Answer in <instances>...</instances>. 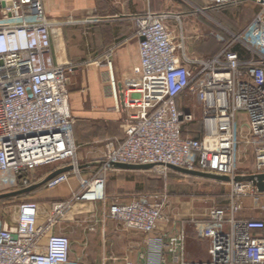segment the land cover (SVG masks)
Segmentation results:
<instances>
[{
	"label": "built area",
	"instance_id": "built-area-1",
	"mask_svg": "<svg viewBox=\"0 0 264 264\" xmlns=\"http://www.w3.org/2000/svg\"><path fill=\"white\" fill-rule=\"evenodd\" d=\"M253 1L262 9L243 34H250L264 50V0ZM212 2L218 6L237 0ZM132 19L140 40L139 64L119 81L111 77L113 65L106 61L115 107L121 111L123 104L130 111L125 138L97 161L91 179L84 180L74 137L77 119L67 87L75 66L56 62L52 43L57 26L98 24L104 19L56 23L47 15L43 0H0V188H28L36 171L49 166L73 169L47 182V189L57 188L71 175L81 181L79 192L53 203L46 214L37 202L23 201L15 225L0 217V264H69L71 239L56 229L74 204L108 202L107 177L118 164L152 165L148 172L165 179L173 171L171 166L227 177L225 184L230 187L227 208L213 207L205 219H190L208 255L200 263L191 262L184 251L186 226L178 237L155 235L165 220L166 193L141 194L129 203L111 204L105 219L146 236L144 261L120 264H264V221L238 217L244 199L264 197L260 179L264 176V56L242 59L234 50L242 35L234 36L216 56L190 55L186 37L178 38L166 26L180 16L147 12ZM209 35L227 42L218 32ZM188 94L202 111L200 138L185 134V126L197 121L193 112L179 105ZM240 112L249 120L244 140L254 148V171L237 167Z\"/></svg>",
	"mask_w": 264,
	"mask_h": 264
},
{
	"label": "crops",
	"instance_id": "crops-1",
	"mask_svg": "<svg viewBox=\"0 0 264 264\" xmlns=\"http://www.w3.org/2000/svg\"><path fill=\"white\" fill-rule=\"evenodd\" d=\"M43 5L47 15L56 23L66 20L79 21L88 17L104 19L102 24L57 26L54 28L52 43V55L55 61L72 63L75 66V72L69 77L67 87L70 107L77 119L74 137L78 148L77 157L81 176L84 180L91 179L97 169V161L109 149L117 148L118 141L125 138L124 124L130 111L126 110L123 104H121V111L115 107L116 103L111 91L106 61L112 62L113 70L119 81H123L124 77L129 76L133 68L139 64L140 40L135 34V25L132 19L134 16L147 12H165L178 15L181 17L179 21L168 20L166 26L178 38L181 34L186 37L187 52L195 56L218 55L221 52V45L216 40H208L201 35H196L194 29L191 31L187 26L184 28L183 22L188 25L189 17H195L193 12L184 11L185 8H190L195 10L194 12L208 15L209 18L213 16L211 19L214 20L216 27L210 28L219 30L217 32L222 35L224 32L231 40L234 36L242 35V42L235 44L242 59H259L260 55L264 56V50L255 45L253 37L248 33L243 34L262 9L253 0H237V3L218 6L213 4L212 0H176L175 3L172 0H163L161 7H159L158 0H43ZM228 12L232 16L224 19L223 15ZM221 15L222 17H220ZM197 26H200V23ZM196 30L198 33L199 27ZM181 99L184 102L179 103L180 107L193 112L197 120L200 121L202 111L194 101V97L188 94L182 96ZM192 100L194 101L193 105ZM249 131L248 117L244 112H240L237 117V167L254 171L257 166L254 148L247 145L244 140V136L249 134ZM249 160L252 161L249 167H244ZM62 168L65 167L56 166L41 173L39 172L41 168L38 169L33 185L42 182L50 174ZM147 172L118 168L110 173L107 177L106 186L109 206L117 202L129 203L141 194H152L142 191L140 178L142 174ZM172 172L181 174L176 171ZM220 183L226 185L224 182ZM80 190V179L71 175L67 182L55 189L48 190L43 186L31 193L22 195V197H26L24 201L37 202L41 207V213L46 214L53 203L70 200ZM248 199L251 198H246L243 202ZM251 200L254 202V210L257 213L245 215L242 207V211L238 215L239 219L264 221V209H262L264 208V197L259 200ZM104 206L106 205L104 204ZM227 206L226 204L220 207L227 208ZM93 207L94 214L92 217L95 218L99 214V207L103 208V205L96 203L93 204ZM209 210L198 219H205ZM105 212L106 210L103 211L104 218ZM169 213H171L172 219L168 218L169 221H166L165 215V220L160 222L155 235L161 234L167 239L178 237L184 232V226H186L184 251L188 253L189 260L193 263L206 261L208 255L205 245L195 236L194 228L190 224L191 217H182L183 213L179 208H175ZM73 215L74 212L71 209L63 222L73 221ZM60 230L68 235L66 228H60ZM69 233L73 235V233ZM69 237L72 242L69 264H118L120 262L119 247L122 235L114 229H110L107 234L104 230L101 236L84 233L82 241L85 243L82 242V249L76 251L73 249L72 236ZM145 240L146 236L144 238V253L141 254L139 260L133 261L135 263L144 261L146 257ZM168 259L171 263L170 256ZM125 260L130 259L129 257L125 258L122 262Z\"/></svg>",
	"mask_w": 264,
	"mask_h": 264
},
{
	"label": "rangeland",
	"instance_id": "rangeland-1",
	"mask_svg": "<svg viewBox=\"0 0 264 264\" xmlns=\"http://www.w3.org/2000/svg\"><path fill=\"white\" fill-rule=\"evenodd\" d=\"M172 1L175 3L176 0ZM158 4L159 7H161L163 5V0H158ZM185 9L186 10L184 11L188 13L193 12L192 14H195V17H189L190 21L187 20V23H189L188 25L183 22L184 28L187 26L191 31L194 29V34L196 35H201L209 40H212V38L214 39L213 36L209 35L211 32L217 33V30L210 28L216 27L214 20L211 19L213 16L209 18L208 15L205 16L202 13L194 12L195 10H191L190 8ZM231 16L232 14L228 12L223 15V18L228 19ZM220 17H222V15ZM199 23L200 26H197ZM197 27L200 29L198 33L196 30ZM181 102H184L183 99L179 100V103ZM193 102L194 101L192 100V105ZM251 162V160L247 161L244 167H249ZM51 168H53V166L43 167L39 170V172L41 173L42 171H46ZM240 171L248 170L242 167ZM140 181L143 187L142 191L144 192H151L152 194H167V205L164 210L166 221H169L168 218H171L172 216L169 212L173 211L175 208L181 209L183 213L182 217L201 218L207 210L213 207H220L226 204L228 205L230 201V187L214 180L202 179L200 177L184 174H176L173 172L170 173L167 179H165L152 172H147L141 175ZM8 192H12V190L0 188V194ZM24 200H26V197L22 196L0 200V217L7 221L9 225H15L18 205ZM101 204L103 205V208L99 207V214L95 218L92 217L94 214L93 204L84 202L74 204L72 207L74 220L63 222V224L56 229V233H65L63 230H60V228H66L68 235L72 236L73 249L76 251L82 249L81 244L83 242L82 238L84 237V233L92 236H101L104 230H106L107 234L110 229H114L117 233L122 235L119 247L121 259L118 264H120L123 259L128 257L132 261L139 260L141 254L144 253L145 236L138 232L127 231L122 225L112 219H105L103 211L106 210L108 212L109 203H106V206H104L103 203ZM241 205L245 215H254L257 213L256 210H254V202H252L251 199L244 202L242 201ZM90 229H94V231H91ZM68 231L73 233V235H70Z\"/></svg>",
	"mask_w": 264,
	"mask_h": 264
},
{
	"label": "water",
	"instance_id": "water-1",
	"mask_svg": "<svg viewBox=\"0 0 264 264\" xmlns=\"http://www.w3.org/2000/svg\"><path fill=\"white\" fill-rule=\"evenodd\" d=\"M10 5H12V4H10ZM116 167L119 169H125V170H141V171H150L153 168L152 165H124V164H118V165H116ZM170 168L173 171L179 172V173L184 174V175L196 176V177L216 180V181H220V182H224V183L229 182V178H227V177H219V176L205 174V173H201V172L189 171V170H185V169H181V168H177V167H173V166H171ZM72 169H73L72 166H68V167L56 170L55 172L50 174L46 179H44L42 182H40L38 184L32 185V186L25 188V189H22V190H17V191H12V192H8V193L0 194V200L14 198V197H18V196H22V195L31 193V192L37 190L38 188L45 186V184L47 182H49L53 178L57 177L58 175L70 172ZM260 179L262 181H264V176H260ZM263 186H264V184L261 185V188H263Z\"/></svg>",
	"mask_w": 264,
	"mask_h": 264
},
{
	"label": "trees",
	"instance_id": "trees-1",
	"mask_svg": "<svg viewBox=\"0 0 264 264\" xmlns=\"http://www.w3.org/2000/svg\"><path fill=\"white\" fill-rule=\"evenodd\" d=\"M217 31H219V30H217ZM222 33L225 35V38L227 41L226 43H221L216 38H214V39L212 38V40H216L221 45V49H220L221 51L226 47L227 43H229L231 41V38L228 35H226L224 32H222ZM234 50L237 51L235 46H234ZM213 56H215V55L206 56V57H213ZM202 132H203V123L201 120L200 121L197 120L194 123H191V124L185 126V134H190L195 138H200L202 135Z\"/></svg>",
	"mask_w": 264,
	"mask_h": 264
},
{
	"label": "bare ground",
	"instance_id": "bare-ground-1",
	"mask_svg": "<svg viewBox=\"0 0 264 264\" xmlns=\"http://www.w3.org/2000/svg\"><path fill=\"white\" fill-rule=\"evenodd\" d=\"M111 77L114 78L115 80H118L117 76H116V74H115V72L113 70V67H112V71H111Z\"/></svg>",
	"mask_w": 264,
	"mask_h": 264
}]
</instances>
